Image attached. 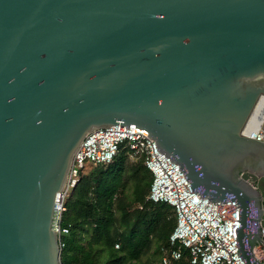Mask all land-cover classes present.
Listing matches in <instances>:
<instances>
[{
  "label": "water",
  "instance_id": "obj_1",
  "mask_svg": "<svg viewBox=\"0 0 264 264\" xmlns=\"http://www.w3.org/2000/svg\"><path fill=\"white\" fill-rule=\"evenodd\" d=\"M264 0H0V264H60L56 198L86 136L136 124L264 264Z\"/></svg>",
  "mask_w": 264,
  "mask_h": 264
},
{
  "label": "built area",
  "instance_id": "obj_2",
  "mask_svg": "<svg viewBox=\"0 0 264 264\" xmlns=\"http://www.w3.org/2000/svg\"><path fill=\"white\" fill-rule=\"evenodd\" d=\"M243 135L264 142V96L252 112ZM149 132L136 124H114L89 133L74 156L67 183L58 193L52 227L58 235L60 264L67 245L70 226L65 223L67 200L80 183L88 166L112 163L122 147L129 151L133 161L145 158L153 174L148 199L166 203L175 209L176 226L170 235V245L164 248L162 264H246L240 253L239 229L242 226L241 209L236 201L208 202L192 189L175 162H171L156 146ZM119 244L116 248H119ZM256 256L264 262V246L255 247Z\"/></svg>",
  "mask_w": 264,
  "mask_h": 264
},
{
  "label": "trees",
  "instance_id": "obj_3",
  "mask_svg": "<svg viewBox=\"0 0 264 264\" xmlns=\"http://www.w3.org/2000/svg\"><path fill=\"white\" fill-rule=\"evenodd\" d=\"M88 167L92 169L82 173L67 200L65 223L70 234L65 239L64 262L100 264L99 255L107 252L111 260L106 264H135L147 254L162 264L177 219L173 207L148 199L153 174L145 158L133 161L122 147L112 163ZM173 264L188 263L184 259Z\"/></svg>",
  "mask_w": 264,
  "mask_h": 264
},
{
  "label": "rangeland",
  "instance_id": "obj_4",
  "mask_svg": "<svg viewBox=\"0 0 264 264\" xmlns=\"http://www.w3.org/2000/svg\"><path fill=\"white\" fill-rule=\"evenodd\" d=\"M91 169H92V167H88V169H86V171L89 172ZM83 235L85 237V243H87L88 242V239H90L89 232H87V230L86 231H83ZM151 255L152 254L145 255L144 257H142V259L140 260V262H137L135 264H148L149 261H153V260H154V262L156 261L155 264H159V261L153 259V256H151ZM110 260H111V257L108 256L107 252L103 253L101 256L99 255V262H100V264H106Z\"/></svg>",
  "mask_w": 264,
  "mask_h": 264
}]
</instances>
